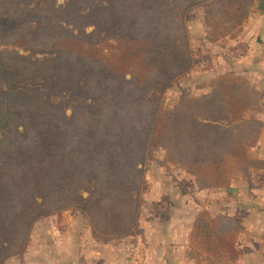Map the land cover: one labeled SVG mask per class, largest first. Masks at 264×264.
<instances>
[{
    "label": "trees",
    "instance_id": "obj_1",
    "mask_svg": "<svg viewBox=\"0 0 264 264\" xmlns=\"http://www.w3.org/2000/svg\"><path fill=\"white\" fill-rule=\"evenodd\" d=\"M23 2L0 0V16L13 23L0 32V264L26 250L37 220L71 208L96 239L133 235L155 146L204 189L230 187L234 170H264V152H249L261 126L246 117L259 100L246 79L222 74L209 93L162 105L194 65L189 11L204 6L214 41L241 30L254 0ZM102 33L114 38L108 53ZM38 80L50 81L52 95L73 91L95 104L88 111L72 100L67 115L32 87ZM241 230L232 216L201 211L190 243L212 260H235Z\"/></svg>",
    "mask_w": 264,
    "mask_h": 264
},
{
    "label": "rangeland",
    "instance_id": "obj_2",
    "mask_svg": "<svg viewBox=\"0 0 264 264\" xmlns=\"http://www.w3.org/2000/svg\"><path fill=\"white\" fill-rule=\"evenodd\" d=\"M254 0L250 8L251 17H247V21L262 22L259 13L262 11L254 9L256 5ZM63 0H58V3H62ZM23 4L29 6L41 5L44 6L43 0H25ZM187 20V29L190 35V43L194 55V65L192 69L183 76H180L174 83H172L162 93V105L163 108H169L174 106L179 100L182 94H188L190 96H199L204 93H209L211 90V82L218 76V74L227 72L230 67L226 64V58L223 50H220V46L216 44L225 37L217 40H211L210 29L205 24V9L203 5L192 8ZM245 20V21H246ZM244 21V22H245ZM12 20L5 16H0V32L8 31L12 28ZM93 28L88 27L87 30L91 31ZM239 32L233 33L229 36L235 37ZM103 41L100 46L103 47L106 53L109 52V44L114 42V38L104 33L101 34ZM3 47L0 46V49ZM24 53V51H23ZM26 55L30 59H41L46 57L43 53L26 52ZM222 75V74H221ZM225 75V74H224ZM50 81L38 80L32 84L33 88L44 96L48 101L60 104L65 110L67 115L71 113V107L73 105L72 100H79L84 104L86 109L89 110V106L95 104L94 101L76 95L77 92H67L62 96H55L49 93L48 86ZM6 87L0 82V91L5 92ZM257 106L246 113L247 118H254L259 121L261 126V135L256 146L249 150L250 156L253 158H259L264 152V91L259 93ZM165 151L163 148L155 146L153 147L149 158L147 159L144 168L146 170V176L148 181L147 189L142 193V206L141 214L142 218H147L148 215H156L160 219H166L167 213H161L158 211V207H169L172 209L171 221L182 222V229L187 231V224L190 223L192 216L196 209L201 211H207L212 216L217 214H225L236 218L242 225V230L238 235L236 248L238 251V257L235 260H212L204 254H198L195 250H191L186 238L181 236L179 242L172 243L166 239H162V254L163 259L160 262L165 264H198L196 258L199 259V264H264V170L253 169L249 173L241 172L239 170L233 171V181L236 183L235 188H213L207 192L200 193V190H196L191 195L195 198V201L199 203V206L194 204L186 208L188 201L185 196H189L191 186L190 182L186 183V179L181 180L182 186L187 187L180 194L174 195L165 204H157L161 194L157 193L150 187L155 180H159L163 172H171L173 176H177V172L182 171V167L178 165L164 163ZM172 165V166H169ZM175 173V174H174ZM183 173V172H182ZM149 177V178H148ZM151 181V182H150ZM198 183V181L196 180ZM203 189V188H202ZM160 191V189H159ZM166 193V191H164ZM86 195V192L84 193ZM166 197V194H165ZM179 203V204H178ZM158 205V206H157ZM84 215L80 209L71 208L63 211L61 216L67 215L74 217L75 215ZM165 217V218H164ZM86 217L84 221H86ZM88 220V219H87ZM51 228H61L60 224L49 222ZM42 230V226L39 225L36 230ZM180 238V237H179ZM178 238V239H179ZM177 248H173L174 246ZM196 253V254H195ZM175 258V262L169 258ZM195 259H194V258ZM195 260V261H194ZM10 264H25V261L21 256H13L8 259Z\"/></svg>",
    "mask_w": 264,
    "mask_h": 264
},
{
    "label": "crops",
    "instance_id": "obj_3",
    "mask_svg": "<svg viewBox=\"0 0 264 264\" xmlns=\"http://www.w3.org/2000/svg\"><path fill=\"white\" fill-rule=\"evenodd\" d=\"M251 13L249 17H251ZM259 14H261L260 18L262 22L246 20L235 37L228 35L220 39L216 45L220 46V50H223L227 61L226 64L230 67L227 72L218 75L229 74L242 77L255 87L259 93H263L264 12ZM253 169L255 170L256 168H250L248 173ZM171 172L164 171L163 174L166 175H161L160 181L155 180L149 185L159 195L161 194L157 204L163 205L173 198L174 195L180 194L182 192L180 188L184 189L187 187V184L185 187L182 186L181 180L186 179V183L190 182L189 186H191V189L190 195L185 196L188 204H184L183 206H186V208L192 204L199 206V203L195 201L191 193L194 194L196 190L199 191L200 189V193L207 192L209 189H202L199 182H196L197 179L183 168L181 173L177 172V176H173ZM235 187L236 183L234 181L230 185V188ZM194 205H192V208ZM158 208L159 212L167 213L166 219H160L152 214L148 215L147 218H142L140 212L138 225L133 235L114 237L107 241L93 237L90 224L87 219L84 221L85 216L82 214L71 217L67 215L61 216V213L60 215L54 214L43 217L35 222L26 250L22 254L15 256L22 255L25 264H124V250L126 247L139 245L145 251V264H165L163 263L164 261L160 262L163 259L161 257L163 238L165 242H167V239L172 243H178L181 240V236H184L190 249L193 250L190 243L191 231L200 209H196L194 212L190 223L187 224V231L184 234L182 222L171 221L172 209L164 206ZM49 222L53 224L55 222L62 227L51 228ZM39 225L42 226V230H36ZM173 248H177L176 244ZM170 259L175 262V258L172 257Z\"/></svg>",
    "mask_w": 264,
    "mask_h": 264
},
{
    "label": "built area",
    "instance_id": "obj_4",
    "mask_svg": "<svg viewBox=\"0 0 264 264\" xmlns=\"http://www.w3.org/2000/svg\"><path fill=\"white\" fill-rule=\"evenodd\" d=\"M145 251L139 245H130L124 250V264H145Z\"/></svg>",
    "mask_w": 264,
    "mask_h": 264
},
{
    "label": "water",
    "instance_id": "obj_5",
    "mask_svg": "<svg viewBox=\"0 0 264 264\" xmlns=\"http://www.w3.org/2000/svg\"><path fill=\"white\" fill-rule=\"evenodd\" d=\"M254 9L264 12V0L256 1ZM20 53H23V50H20Z\"/></svg>",
    "mask_w": 264,
    "mask_h": 264
}]
</instances>
